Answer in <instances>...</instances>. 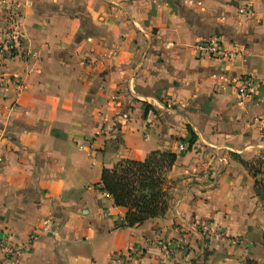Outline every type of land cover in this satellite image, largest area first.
<instances>
[{
  "label": "crops",
  "instance_id": "0c3cea01",
  "mask_svg": "<svg viewBox=\"0 0 264 264\" xmlns=\"http://www.w3.org/2000/svg\"><path fill=\"white\" fill-rule=\"evenodd\" d=\"M16 35L0 56V242L24 251L0 264H235L205 258L203 231L260 204L237 158L264 152V0H0V43ZM210 38L245 57L200 58ZM157 151L176 155L168 209L124 227L101 172Z\"/></svg>",
  "mask_w": 264,
  "mask_h": 264
},
{
  "label": "trees",
  "instance_id": "16d2710c",
  "mask_svg": "<svg viewBox=\"0 0 264 264\" xmlns=\"http://www.w3.org/2000/svg\"><path fill=\"white\" fill-rule=\"evenodd\" d=\"M187 134V138L180 141L188 151L195 143L196 136L188 127ZM261 157L264 158V155ZM261 157L251 163L239 157L237 160L254 179V196L264 209V163ZM175 160L174 153L157 151L150 153L143 161L120 160L111 168L102 170L97 187L111 197L114 206L126 209L124 227L137 226L165 215L170 200L165 173L171 169ZM259 242L264 248V236ZM244 264L264 262L247 260Z\"/></svg>",
  "mask_w": 264,
  "mask_h": 264
},
{
  "label": "rangeland",
  "instance_id": "374dc122",
  "mask_svg": "<svg viewBox=\"0 0 264 264\" xmlns=\"http://www.w3.org/2000/svg\"><path fill=\"white\" fill-rule=\"evenodd\" d=\"M5 39L2 42H5ZM11 51L13 53L14 49ZM262 155L263 152L257 153L246 162L251 163ZM261 158L264 163V158ZM168 172L165 173V179L167 192L171 196L174 181L168 178ZM250 178L254 183V179L251 176ZM231 208V214H222L221 221H218L215 227H212L213 221L206 222L207 227L203 231L205 258L213 256L210 248L214 247L218 261L222 263L228 258H232L235 264H244L247 260L264 262V248L259 242L264 236V209L261 204L233 205Z\"/></svg>",
  "mask_w": 264,
  "mask_h": 264
},
{
  "label": "built area",
  "instance_id": "2783aa9c",
  "mask_svg": "<svg viewBox=\"0 0 264 264\" xmlns=\"http://www.w3.org/2000/svg\"><path fill=\"white\" fill-rule=\"evenodd\" d=\"M238 14H244L242 9L238 10ZM5 42L0 43V56H8L17 46L18 36H7ZM195 50L200 58L211 59V60H223L230 61L235 60L236 58L245 57V52L243 49L236 46H226L223 42H221L218 38H210V39H202L197 41L195 44ZM17 86L22 90L24 89L23 82H16ZM253 84L251 81L245 79L241 82L239 87L238 95L240 98L246 97L249 92L252 90ZM181 150H184V146H180ZM0 251L4 259H11L14 263H17L23 254L24 248L23 246H12L9 244L8 239H4L0 242ZM168 254L172 253V250L167 251ZM114 261L115 257L113 258ZM119 262L120 261H116ZM122 263V262H121Z\"/></svg>",
  "mask_w": 264,
  "mask_h": 264
},
{
  "label": "water",
  "instance_id": "95a60500",
  "mask_svg": "<svg viewBox=\"0 0 264 264\" xmlns=\"http://www.w3.org/2000/svg\"><path fill=\"white\" fill-rule=\"evenodd\" d=\"M105 1L118 2V1H123V0H105Z\"/></svg>",
  "mask_w": 264,
  "mask_h": 264
}]
</instances>
